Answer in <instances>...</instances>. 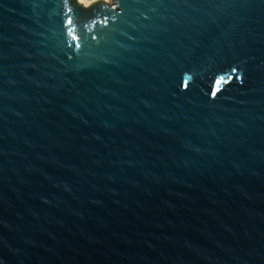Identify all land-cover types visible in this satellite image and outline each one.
I'll list each match as a JSON object with an SVG mask.
<instances>
[{
	"label": "water",
	"instance_id": "1",
	"mask_svg": "<svg viewBox=\"0 0 264 264\" xmlns=\"http://www.w3.org/2000/svg\"><path fill=\"white\" fill-rule=\"evenodd\" d=\"M0 264H264V0H0Z\"/></svg>",
	"mask_w": 264,
	"mask_h": 264
},
{
	"label": "bare ground",
	"instance_id": "2",
	"mask_svg": "<svg viewBox=\"0 0 264 264\" xmlns=\"http://www.w3.org/2000/svg\"><path fill=\"white\" fill-rule=\"evenodd\" d=\"M97 0H77L78 3H80L81 5L87 7L88 5H90L91 3L95 2ZM102 1H105L106 0H102Z\"/></svg>",
	"mask_w": 264,
	"mask_h": 264
},
{
	"label": "rangeland",
	"instance_id": "3",
	"mask_svg": "<svg viewBox=\"0 0 264 264\" xmlns=\"http://www.w3.org/2000/svg\"><path fill=\"white\" fill-rule=\"evenodd\" d=\"M113 0H106L107 3H112Z\"/></svg>",
	"mask_w": 264,
	"mask_h": 264
}]
</instances>
